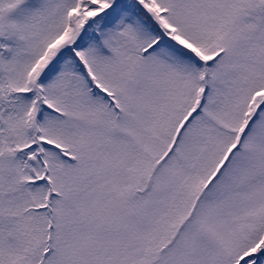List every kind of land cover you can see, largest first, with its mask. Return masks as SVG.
<instances>
[{
	"label": "snow or ice",
	"instance_id": "6c2138e0",
	"mask_svg": "<svg viewBox=\"0 0 264 264\" xmlns=\"http://www.w3.org/2000/svg\"><path fill=\"white\" fill-rule=\"evenodd\" d=\"M0 264H264V0H0Z\"/></svg>",
	"mask_w": 264,
	"mask_h": 264
}]
</instances>
